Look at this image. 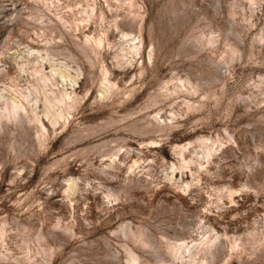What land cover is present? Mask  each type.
Masks as SVG:
<instances>
[{"label": "rangeland", "instance_id": "rangeland-1", "mask_svg": "<svg viewBox=\"0 0 264 264\" xmlns=\"http://www.w3.org/2000/svg\"><path fill=\"white\" fill-rule=\"evenodd\" d=\"M0 264H264V0H0Z\"/></svg>", "mask_w": 264, "mask_h": 264}, {"label": "bare ground", "instance_id": "bare-ground-1", "mask_svg": "<svg viewBox=\"0 0 264 264\" xmlns=\"http://www.w3.org/2000/svg\"><path fill=\"white\" fill-rule=\"evenodd\" d=\"M134 45V44H133ZM132 45V46H133ZM136 48H137V46H136ZM63 75V74H62ZM63 77H64V75H63ZM47 80H49V78H47ZM69 94V93H68ZM68 94H65V96H67V97H69V100L71 99L72 100V98L68 95ZM62 96V95H61ZM65 96H62V97H60V99H58L59 100V102H62V103H65L66 102V97ZM72 96V95H71ZM74 97V96H73ZM74 99V98H73ZM76 100V99H75ZM72 101H74V100H72ZM16 105V104H15ZM13 106V107H18V106ZM19 108V107H18ZM14 109V108H13ZM17 110V109H16ZM12 111H14V110H12ZM13 113H15V112H13ZM15 115H16V113H15ZM61 115V114H60ZM3 235V234H2Z\"/></svg>", "mask_w": 264, "mask_h": 264}]
</instances>
